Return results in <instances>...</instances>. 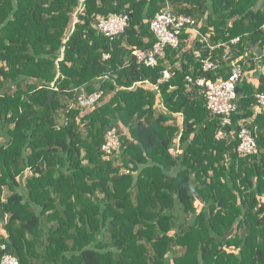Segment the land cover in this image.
Here are the masks:
<instances>
[{"label":"trees","instance_id":"trees-1","mask_svg":"<svg viewBox=\"0 0 264 264\" xmlns=\"http://www.w3.org/2000/svg\"><path fill=\"white\" fill-rule=\"evenodd\" d=\"M165 3L195 18L213 45L239 38L232 57L217 49V70L203 72L193 51L204 59L208 50L184 31L155 67L137 64ZM121 13L129 15L121 35L96 32L98 17ZM263 26L264 0H0V258L264 264V110L254 113L255 91L243 88L222 126L185 81L227 78L250 45L264 48ZM96 91L92 108L76 104L78 93ZM240 122L258 155L237 153ZM113 128L120 149L107 155Z\"/></svg>","mask_w":264,"mask_h":264},{"label":"built area","instance_id":"built-area-1","mask_svg":"<svg viewBox=\"0 0 264 264\" xmlns=\"http://www.w3.org/2000/svg\"><path fill=\"white\" fill-rule=\"evenodd\" d=\"M129 15L127 13L110 14L107 17H98L95 23V30L100 35L110 40L121 35L128 27ZM150 31L154 37V42L147 51L137 50L134 52L136 63L148 68H153L158 61L165 58V50L167 48L177 49L180 46V33L188 32L192 36L199 38L204 43V49L208 50V57L202 58L199 50L193 51V57L201 64V69L205 73H213L218 68V61L213 59V53L217 49H222V59L227 61L232 57V48L237 45L239 38L231 39L229 42H222L213 45L209 42V37L202 34L198 21L184 14H175L169 3L165 5L155 14L150 22ZM104 59L108 55L103 56ZM175 68H179V62L175 63ZM170 76L169 69L162 72V78L158 81L162 83ZM243 72L241 65H235L231 68L227 78L218 77L214 80L207 77L199 76L193 79L186 76L185 81L188 88L196 87L205 100L206 109L212 116L221 118L222 126L230 125L232 117L237 113L238 101V85L242 79ZM53 90V89H52ZM57 90V89H54ZM103 96L102 91H96L91 94L80 92L76 97V104L81 109H90L96 105ZM256 105L254 113L264 110V90L255 95ZM226 135L219 130L216 138L222 139ZM239 144L237 153L241 156L258 155L255 136L253 131L246 124L240 122V129L237 134ZM120 149V135L115 128L110 129L104 136V144L101 150L111 155L118 153ZM1 249L5 247L2 245ZM0 264H19L18 259L8 253H4L0 258Z\"/></svg>","mask_w":264,"mask_h":264},{"label":"crops","instance_id":"crops-1","mask_svg":"<svg viewBox=\"0 0 264 264\" xmlns=\"http://www.w3.org/2000/svg\"><path fill=\"white\" fill-rule=\"evenodd\" d=\"M82 3H80L79 7L76 9L77 11L73 14L71 23V29L69 31V35L72 33L74 29V25L76 23V13L82 11ZM264 31V26H263ZM207 35V34H206ZM209 37V35H207ZM262 50V52L260 51ZM257 51V54L254 53ZM264 48L259 46V43L252 44L249 46L247 51L242 54L243 63L240 64L242 67L243 76L238 85V93H241L240 90L243 88H249L255 91V95L258 94L260 89H264ZM245 70H247L248 75H246Z\"/></svg>","mask_w":264,"mask_h":264},{"label":"water","instance_id":"water-1","mask_svg":"<svg viewBox=\"0 0 264 264\" xmlns=\"http://www.w3.org/2000/svg\"><path fill=\"white\" fill-rule=\"evenodd\" d=\"M260 51L262 52L261 49H260ZM254 53L257 54V51H254ZM237 91H238V89H237ZM47 94H48V98H47V101L45 103V106H48V105L51 106L52 100H53V90L49 89Z\"/></svg>","mask_w":264,"mask_h":264},{"label":"rangeland","instance_id":"rangeland-1","mask_svg":"<svg viewBox=\"0 0 264 264\" xmlns=\"http://www.w3.org/2000/svg\"><path fill=\"white\" fill-rule=\"evenodd\" d=\"M246 75H248L247 70H245ZM53 85H51L52 88ZM127 172V171H126ZM178 252L181 251V249L177 248Z\"/></svg>","mask_w":264,"mask_h":264}]
</instances>
